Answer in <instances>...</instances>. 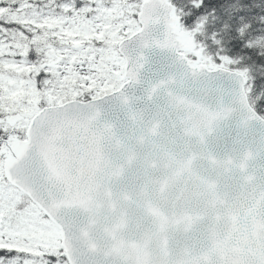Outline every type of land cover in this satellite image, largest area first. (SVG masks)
<instances>
[{
    "label": "snow or ice",
    "instance_id": "snow-or-ice-1",
    "mask_svg": "<svg viewBox=\"0 0 264 264\" xmlns=\"http://www.w3.org/2000/svg\"><path fill=\"white\" fill-rule=\"evenodd\" d=\"M0 264H264V0H0Z\"/></svg>",
    "mask_w": 264,
    "mask_h": 264
}]
</instances>
